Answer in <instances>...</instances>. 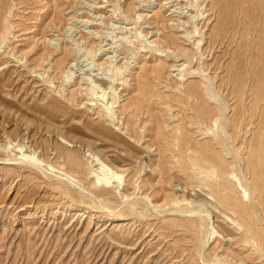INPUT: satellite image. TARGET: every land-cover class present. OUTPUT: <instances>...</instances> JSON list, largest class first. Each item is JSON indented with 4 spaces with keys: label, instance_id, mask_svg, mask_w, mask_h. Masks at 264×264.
Listing matches in <instances>:
<instances>
[{
    "label": "rangeland",
    "instance_id": "1",
    "mask_svg": "<svg viewBox=\"0 0 264 264\" xmlns=\"http://www.w3.org/2000/svg\"><path fill=\"white\" fill-rule=\"evenodd\" d=\"M263 16L264 0H0V264H264V73L245 77Z\"/></svg>",
    "mask_w": 264,
    "mask_h": 264
},
{
    "label": "bare ground",
    "instance_id": "2",
    "mask_svg": "<svg viewBox=\"0 0 264 264\" xmlns=\"http://www.w3.org/2000/svg\"><path fill=\"white\" fill-rule=\"evenodd\" d=\"M263 9V8H262ZM262 13H263V11H262ZM235 32V31H234ZM234 32H232V33H234ZM246 32H247V30H246ZM235 34V33H234ZM248 34H250L251 35V37L250 38H246V40H247V44L246 45H248V49H246V53L245 54H247V55H245V59H246V61H248V69H249V67H251V69H249L248 70V72L246 73L247 74V76H245V77H247L248 79H249V81H251V83H253V85L254 84H256V83H261L260 81L258 82V80H257V82H255L254 80H255V77H257V76H261V74H263L264 73V16H263V19L261 20V27H260V29H259V31L257 32V29L255 28V27H250L249 28V33ZM233 41V40H232ZM234 43L236 42V40L235 41H233ZM233 46H234V44H233ZM159 51L161 50V49H158ZM244 56V55H243ZM245 59H243V58H241V57H236V56H234V58H233V60H234V62L232 63V83L234 84V85H239V84H241L242 83V86H243V75L245 74V73H243V71L241 70L242 69V64H243V60H245ZM246 61H245V63H246ZM244 77V78H245ZM235 78L237 79V80H235ZM264 78V77H263ZM257 79V78H256ZM247 82V81H246ZM232 84V85H233ZM260 85H262V84H260ZM249 86V85H248ZM248 86H247V88H248ZM264 86V85H263ZM262 86V87H263ZM233 87V86H232ZM237 88V87H236ZM239 88V87H238ZM249 89V88H248ZM246 92V91H245ZM245 94V93H244ZM257 101H260V99H256ZM257 105V104H256ZM218 126V125H217ZM217 129H218V127H217ZM95 132V131H94ZM99 134V133H98ZM157 134H159L160 135V133L158 132ZM63 135V134H62ZM99 135H101V134H99ZM105 140H106V138H105ZM58 143H60V142H58ZM57 142L56 143H54V145L55 146H57V145H59ZM92 143V142H91ZM103 143V142H102ZM105 143V142H104ZM103 143V144H104ZM45 144V143H44ZM94 144V143H93ZM92 144V145H93ZM92 145H91V147H92ZM105 145V144H104ZM188 145V144H187ZM42 146V145H41ZM45 146V145H44ZM48 146V145H47ZM50 146V145H49ZM53 146V145H52ZM59 146H62L61 144L59 145ZM78 146V145H77ZM197 146V145H196ZM94 147V146H93ZM188 147V146H187ZM191 147V146H190ZM22 146H21V150H22ZM40 148V147H39ZM68 148V147H67ZM99 148H102V147H99ZM192 148H194V146L193 147H191V149ZM36 149H38V148H36L35 147V150ZM54 149V148H53ZM65 149H66V147H65ZM127 149V148H126ZM188 149V148H187ZM62 150V149H61ZM193 150V149H192ZM195 150V149H194ZM101 151H103V150H100V149H97L96 150V152L95 153H90V155H93V158L94 157H96V153L98 152V153H100ZM128 151V150H127ZM196 152H197V150H196ZM24 153V152H23ZM77 152L75 151V150H70V149H67V151H64L63 150V152H59L58 153V156L59 157H63L64 159H65V162H66V165H68L70 168H71V166H73V164H74V166L76 165L74 162H76V157H77V154H76ZM97 153V154H98ZM104 154V153H103ZM127 154V153H126ZM195 154V153H194ZM102 155V154H101ZM193 155V154H192ZM199 155V154H198ZM233 155V154H232ZM23 157V156H22ZM198 157V156H197ZM193 158H194V156H193ZM11 159V158H10ZM17 160H20V161H22V158H20V159H18V158H16ZM99 160L101 161V158H99ZM24 161H27V162H29V163H37V165H38V167L39 168H43L42 167V165H40L39 166V164H38V158H36L35 156H34V154L33 155H31V157H27L26 158V160H24ZM93 161H94V159H93ZM52 163V162H51ZM105 162L102 160L101 161V163H98V164H96V165H99L100 164V169H103V170H105V171H107L108 172V174L110 175V177H107L106 178V180H105V184H107V185H109L110 183H112L111 182V179H118L117 180V182L121 179V177H122V175H123V172H122V170H118V168L117 167H114V169H115V171L113 170V169H111V168H109L108 166H106L105 164H104ZM53 164V163H52ZM51 167H53L52 165H50ZM217 169V168H216ZM77 170V169H76ZM98 170V169H97ZM79 171V170H78ZM77 172V171H76ZM80 173V172H79ZM61 175H64V178H65V180H67V181H70V182H72V179H71V177L69 176V175H67V174H61ZM231 175H233V174H231ZM234 176V175H233ZM236 178L234 179V181L236 182H238L239 184H240V186L241 187H243V185H242V180H241V178H238L237 176H235ZM114 182V181H113ZM75 184H77V183H75ZM248 185H250V184H248ZM80 186H81V184H80ZM84 186V185H83ZM246 191V190H245ZM221 212V211H220ZM224 212V211H223ZM210 214V213H209ZM225 219L229 222V223H231L232 224V222H233V220H232V218L231 217H229V216H225ZM234 219V218H233ZM233 224H235L234 222H233ZM237 225H240V223L238 224L237 223ZM242 228V227H241ZM215 232H216V230H215ZM227 261V260H226ZM221 262V261H220ZM221 263H224V264H230V263H228V262H224V261H222ZM236 264V263H235ZM239 264H242V263H239Z\"/></svg>",
    "mask_w": 264,
    "mask_h": 264
}]
</instances>
